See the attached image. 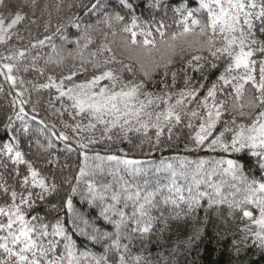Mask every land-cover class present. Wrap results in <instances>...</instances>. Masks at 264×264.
I'll list each match as a JSON object with an SVG mask.
<instances>
[{
  "label": "trees",
  "instance_id": "16d2710c",
  "mask_svg": "<svg viewBox=\"0 0 264 264\" xmlns=\"http://www.w3.org/2000/svg\"><path fill=\"white\" fill-rule=\"evenodd\" d=\"M5 2L8 6H0V14L9 18L6 23L17 12L24 19L10 30L11 39L0 43V71L4 73L0 74V185L8 189L7 194L0 189V207L11 203L12 191L18 194L23 192L25 196L31 191L32 207L22 206L26 218L38 216L50 226L59 220L78 254L88 252L97 258L106 257L107 264H119L121 254L128 258V264H134L131 259L134 256L142 257L140 264H264V248L259 246L250 232L243 231L250 225V221L243 216L244 210L252 211L254 216H258L259 212L254 205L241 203L246 194L243 190L237 192L230 187L235 183L243 189L244 185L232 181L229 176L217 175L212 177V182L227 181L223 187V195L227 200L211 205L208 196L199 197L198 204L192 200L198 192H213L208 186L206 175L196 177L205 181L199 187L196 186L193 174L197 162L233 159L241 165L243 175L249 181H260L264 178V170L259 168L256 157L251 156L247 150L240 153L219 149L212 151L208 149L207 142L197 146L192 136L198 130L199 122L193 120L194 127L190 129L187 127V116L183 117L180 124L172 127L170 133L165 126L158 142L154 127H149L146 135L143 129L140 132H124L116 128L107 134L112 137L108 139L103 133V125L98 124L95 130H88L89 118L75 115L71 101L66 97L58 98L59 93L55 88L40 87L49 83L50 76L59 83L64 77L75 73L73 81H64L67 88L72 83H82L103 71L112 70L120 77L117 90L122 83H143L141 100L145 99L144 93L150 94L153 99H166L170 95V103H175L179 92L188 87L198 89L197 99H202L207 88L218 82L224 70L225 58L215 60L207 51L197 52L184 45L176 48L173 62L165 75L164 67L156 68L147 63L142 66L136 55L130 54L125 47L130 33L123 31L125 26H131L132 18L137 17L138 27L134 31L138 34V40L144 39L141 32L150 31L152 36L149 39H155L160 44L162 31L165 34L163 40L171 42V36L182 31L181 21L189 11L193 12L194 19H206V13L199 9V0H158V6H154L157 0H127L132 5L131 9L125 7L121 0ZM116 14L124 16V20H113L109 27L104 22L105 17ZM46 37L51 39L47 40ZM40 40L45 41L43 46L38 44ZM34 44L37 46L32 47ZM19 51L26 53L24 58L5 59ZM159 55L153 52L154 58L163 63L159 61ZM193 55H201L204 59L194 61ZM256 58H260L259 54ZM189 62L192 67L188 66ZM9 63L14 65L12 75L16 80L15 85L6 79V69L2 68ZM212 63L217 67L213 68ZM198 64L203 67L196 71ZM145 70L149 72L150 78L144 76ZM173 72L176 73L175 83L172 80ZM201 84L205 87L200 88ZM101 86H110V83L107 80L101 81ZM228 92L229 89H224L217 97L218 100H227V111L214 135L223 130L225 122L230 124L232 119H236L237 123L244 122L238 113L232 112L233 101ZM157 103L159 107L154 105L148 111L155 113L167 107L161 101ZM188 109L201 110L196 101L187 103L185 110ZM243 111L247 113L248 109L244 108ZM152 122H155L154 115ZM78 124L83 131L73 130ZM134 127L139 125L134 122ZM62 134L68 139H61ZM230 135L226 134L225 139L230 140ZM89 138L95 139L97 143H88ZM79 143L87 144V148H80ZM6 144L12 145L14 152L21 151L24 159L40 171L49 186L55 184V191L45 193L41 200L36 195L40 189L29 185L25 190L22 182L28 175L27 166L12 163V157L4 147ZM82 153L90 158L87 162ZM97 154L102 157L115 155L140 163L126 168L123 164L104 161L101 171L95 168L100 162L91 159ZM86 165V171L94 170V174L81 177L78 183L80 169ZM205 169H208L207 165ZM173 172L176 173L175 177ZM89 181L98 192L104 193L105 200L92 199L87 187ZM105 185L109 186L107 192H104ZM125 188L128 193L139 191L141 197L149 192L155 194L153 204L147 206L153 218L150 232L141 234L132 231L136 225L131 217L138 204L135 200L125 199L128 194L124 192ZM177 188L181 190L179 194L185 197L183 201L178 199ZM113 192L121 194L118 203L111 199ZM69 198L72 201L71 213L67 208ZM165 198H168L167 202ZM212 199L218 200L219 197L213 195ZM109 205H114L116 210L123 211L129 218L126 226L120 229L119 252L110 245L116 239L114 222L120 217L109 212L107 215L110 219H105L101 214ZM189 205H192L191 209ZM105 233L108 234L107 238H104ZM93 237L96 239L93 240ZM50 239L60 238L50 236L44 243L47 244ZM63 243L60 240L58 252L63 251ZM124 245L128 247L127 252H124ZM2 255L0 253V258Z\"/></svg>",
  "mask_w": 264,
  "mask_h": 264
},
{
  "label": "snow or ice",
  "instance_id": "6c2138e0",
  "mask_svg": "<svg viewBox=\"0 0 264 264\" xmlns=\"http://www.w3.org/2000/svg\"><path fill=\"white\" fill-rule=\"evenodd\" d=\"M121 3L131 9L132 5L127 0H121ZM0 6L7 7L5 0H0ZM154 6H158L157 4ZM95 7V5H93ZM199 9L206 13V19L193 18V12L189 11L184 19L181 21L183 25L182 31L171 36V42L163 40L164 32H160L161 42L157 44L155 39H149L152 36L150 31L141 32L140 35L144 37L143 40L137 39V32L134 31L138 27L137 17L132 18L131 26H125L124 32L130 33V37L125 41V47L130 54H135L137 60L143 66L145 63L151 64L156 68L164 67L165 75L167 69L172 64V57L175 54L177 47L187 45L189 48H194L197 52L207 51L215 60L225 58L224 70L218 77V82L213 83L211 87L207 88L206 95L202 99H197L199 95L198 89L195 87H188L178 94L175 103H170L172 97L169 95L166 99L164 97H156L153 99L150 94L144 93L145 99L141 100V90L144 87L143 83L130 84L122 83L117 90V83L120 77L115 75L112 70L103 71L100 75H94L92 79L82 83H72L71 86L65 88L64 81H73L76 75L72 73L56 83L53 78L48 77L49 83L40 85L42 88H55L59 93V97H66L71 101V108L75 110L77 116H87L89 124L87 129L95 130L97 125H103V133L108 139H112L110 133L113 129L120 128L124 132L144 130L145 135L149 127L156 129L157 142L161 136L165 126L168 127L169 133L172 127L180 124L183 117H189L187 124L188 128H193V120H197L198 130L195 131L192 139L197 146H202L207 142L209 150L215 151L217 149L223 152L240 153L247 150L251 156L257 158L259 168L264 170V0H199ZM180 11V9H177ZM9 19L3 14H0V43H6L11 39L10 30L18 25L24 17L20 13H16L14 17ZM121 22L124 16L116 14L112 17H105V23L109 27L112 26V21ZM164 27L163 24L160 25ZM198 29V31H197ZM159 31V29H158ZM259 34V36H258ZM191 37V39H189ZM50 40L51 37H46ZM44 40L38 41L40 46H43ZM34 44L32 47H36ZM53 51H56L53 46ZM110 51V49H109ZM158 52V62L153 52ZM259 54V59H257ZM26 53L19 51L16 54L5 57L7 60H15L17 58H24ZM204 59L201 55H193L192 60L201 61ZM108 61H105L107 63ZM34 63V62H33ZM189 67H192L189 62ZM213 68L217 65L212 63ZM203 65L198 64L195 68L199 71ZM3 69H6V79L15 85L16 80L12 75L13 64H4ZM27 70V69H25ZM131 71V67L128 68ZM0 74H4L0 71ZM144 76L150 78L149 72L145 70ZM176 73H172V80L175 83ZM109 81L110 86H101V81ZM21 83H23L21 81ZM188 84V80H185ZM203 84L200 88H204ZM224 89H229L228 96L232 97V112L238 113L244 122L237 123L236 119H232L230 124L225 122L223 130L217 132V125L221 122V118L227 111V100L217 99L218 94L223 93ZM157 101H161L167 107L163 111L152 112L149 108L159 107ZM196 101L199 109L185 110V105ZM244 108L248 112L243 111ZM23 112V108H21ZM153 115L155 122H152ZM134 122L139 127H134ZM84 129L78 124L73 129L74 131ZM27 131V129H25ZM230 135V140L225 139L226 134ZM63 140L68 137L61 135ZM211 138V139H210ZM88 143H97L95 139L89 138ZM50 146V145H49ZM7 153L12 157V163L25 164L27 166L28 175L24 177L22 186L25 190L29 185L31 188H38L40 192L36 195L39 199H44V194H51L55 191V184L49 186L47 180L41 175L40 171L33 167V165L24 159V154L15 150L10 144L4 145ZM80 148H87V144L79 143ZM14 152V156H12ZM84 155L85 162L90 158ZM100 163L95 168L102 169L104 161L115 162L117 165L123 164L126 168L138 165L140 162L131 159H121L115 155L102 157L97 154L91 158ZM208 169H205V166ZM86 167H81L77 182L79 183L81 177L94 174L86 171ZM171 167V165H169ZM199 175L207 176V183L213 192H198L196 197H192L195 204L199 203V197H209L210 205L212 203H224L227 197L223 195V187L227 183L221 180L219 183H213L212 177L217 175L229 176L232 181H239L244 185L241 189L237 184L233 183L230 187L235 188L237 192L244 191L246 194L241 203L254 205L258 210L259 215L254 216L250 210H244L243 216L250 221V225L246 226L243 231L250 232L258 241L259 246L264 248V178L260 181L252 179L249 181L248 177L243 175L241 165L233 159H220L205 161L201 160L196 163V169L193 174V180L197 187L205 181L196 179ZM176 173L173 172V177ZM175 184V180H173ZM88 192L92 195V199L105 200L104 193L98 192L92 182H87ZM0 189L5 194L8 189L0 185ZM109 190V186H104V192ZM76 189L73 188V192ZM171 191V189H170ZM128 193L127 188L124 189ZM177 194L181 192L179 188L176 189ZM191 193V189H189ZM11 203L0 207V264H107L106 257H95L88 252L77 253L75 245L68 236L64 225L58 220L51 226L42 222V218L32 216L31 219L26 218L23 205L28 208L32 207L33 193L27 192V196L16 191L11 192ZM154 193H147L141 197L139 191L135 193H128L126 200H135L138 206L135 207L132 214V221L136 225L132 229L133 232H140L146 234L150 232L152 227V217L150 216L147 206L153 204ZM219 197L218 200L212 199V196ZM234 195V193H233ZM19 196V203L17 198ZM121 194L113 192L111 199L114 202H119ZM143 200V202H139ZM178 199L183 201L185 197L182 194L178 195ZM168 198H165L167 202ZM172 203H176L175 200ZM192 205H189L191 209ZM67 208L69 213L72 212L71 198L67 200ZM112 212L113 215H119L120 219L115 223L117 229L116 239L110 245L117 252L120 251V229L126 226L129 218L126 217L123 211L115 209L114 205H109L102 210V215L105 219H110L107 215ZM75 223V221H73ZM87 224V221H84ZM254 226V228H253ZM51 227V231H49ZM98 231V230H96ZM59 237L60 239H50L45 244L44 240L48 237ZM108 234H104L107 238ZM93 240L96 237L92 238ZM60 240H63V251L58 252V245ZM106 249L105 251H107ZM128 251L127 245H124V252ZM134 264H140L141 256L131 257ZM119 264H128V258L125 255H119Z\"/></svg>",
  "mask_w": 264,
  "mask_h": 264
}]
</instances>
